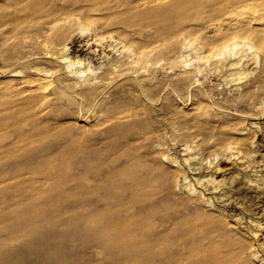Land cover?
Masks as SVG:
<instances>
[{"label":"rangeland","instance_id":"rangeland-1","mask_svg":"<svg viewBox=\"0 0 264 264\" xmlns=\"http://www.w3.org/2000/svg\"><path fill=\"white\" fill-rule=\"evenodd\" d=\"M247 2L264 12V0H199L166 21L151 15V0H0V264L25 247H56L64 264H206L213 250L216 264L234 252L236 264H261L264 234L251 238L246 227L249 215L264 218V189L242 175L226 199L196 179L209 160L221 167L217 179L240 168L225 158L227 143L256 149L264 173V15ZM236 20L247 28L234 30ZM93 30L104 42L113 35L153 49L148 68L124 69L88 91L38 89L35 68L60 67L46 50L66 43L98 73L119 55L98 42L83 48ZM233 34L259 50L257 61L242 60L251 73L239 84L228 81L229 54L219 48ZM185 36L206 46L200 63L182 48ZM43 201L53 215L41 232L16 231L13 220L25 208L43 212ZM108 220L124 228L99 232ZM125 228L139 236L131 249ZM241 238L235 251L228 240Z\"/></svg>","mask_w":264,"mask_h":264},{"label":"bare ground","instance_id":"bare-ground-1","mask_svg":"<svg viewBox=\"0 0 264 264\" xmlns=\"http://www.w3.org/2000/svg\"><path fill=\"white\" fill-rule=\"evenodd\" d=\"M151 1H153L155 4L154 6L151 5L149 7L150 10L148 9L151 12V15L153 14L155 16H161L162 19L167 21L170 18L176 16L178 13L182 12V10H184L187 6H189L191 4L192 5L196 4L199 0H151ZM219 1H221V0H219ZM244 2H246V0H244ZM247 3L252 4L250 2H247ZM107 7L108 6H106L105 8H107ZM252 7H255V6L252 4ZM252 11H253V13H255L254 15H256L260 18H263L264 12L260 10L259 5H257V8L255 7ZM170 21H171V19H170ZM182 23L183 22H181V24ZM247 26L248 25H247L246 20H236L234 23V27H232V28H234V30H235V29L242 28V27L247 28ZM83 29L84 28H81V31ZM91 33H92V31H91ZM93 33H94L93 37L87 38L86 40L84 39L85 41L82 45L83 48H85L87 50L91 49L92 45L95 42H98V43H102L105 48L110 47L108 49H111V50L115 49V50L119 51V55L117 57H115V58L112 57L111 60L110 59L108 60L109 61L108 65H106V68L102 73H98L97 72L98 70L96 71L97 67H96V69L92 68V66L89 64V63H91V61L90 62H88V61L84 62V60H83L84 57L81 58L78 55H75V56L69 55L70 54L68 52L69 47L66 43H63L60 46H58L54 51L49 49V50H46V52H44L45 56L52 57L54 59V61L60 65V67L55 69V70H51L49 68H39V67L35 68L34 72L37 75L35 78H33V80H35L37 82L36 83L37 88L42 90V89H45V88L50 87V86H53V87L54 86L55 87L66 86V88L75 89L77 87L84 86L87 89V90L86 89L85 90L88 91V90L92 89L93 87H95L99 82H102V81L109 79L111 77V75L115 76V75L120 74L122 71H124V69H125V74H127V75L128 74L129 75H131V74L139 75L141 72H144L148 68L149 64L151 63L152 55H153V49H140V48H136V47L134 48L133 47L134 45L133 46H127L124 43V41L120 38V36L115 37L113 35H109V37H107V39H105L106 42H104V38L98 37L95 30H93ZM89 34H90V32H89ZM256 35H258V33H256ZM256 35L254 34L253 37ZM248 39L247 40H245V38L241 39V38H239V36L237 34H233L229 38V40L225 41V43L223 41H222V43L220 42L223 45L221 47L219 46V48H221V50H223L224 53L226 52L229 54L228 57H226L224 60V61L227 60L226 63H224V64H225V68L228 71V73H227V77H229L228 81L235 82V83L239 84L243 78H245L246 76H248L251 73V71H248V69L244 66V63L242 62V60L245 58V56H251V58H254V60L257 61L256 59L258 57V51H259L258 46L255 43L251 42V40L249 41ZM196 40L194 38H190L189 36H185V38L181 42V46L183 49H186L188 51V53L192 54L191 57L194 56V58H193L194 60L196 59L200 63V61L202 59L204 60L203 52H204L206 46L203 47V45H201L202 43H199V40H197L198 42ZM220 43L218 45H220ZM100 46H101V44H100ZM217 48H218V46H217ZM221 50L219 53H220V56H223L222 55L223 52L221 53ZM216 51L217 50L215 49L212 52V55H214L213 53H216V55H217L218 52H216ZM92 52H94L93 49H92ZM205 53H206V50H205ZM116 55H117V53H116ZM182 56H185L184 58H186L187 55L186 54L184 55L182 53ZM205 56H207V54ZM221 59H223V58H221ZM248 59H250V58H247V60ZM205 60H207V58ZM245 60H246V58H245ZM185 63H186V61H185ZM101 68H103V67H101ZM60 69H64V74L62 76H68L67 78L62 79L60 75H57L60 73V72H58ZM199 70H200V68H199ZM13 74L19 75L18 71L14 72ZM257 79H256V81H257ZM64 80H68V81L66 82ZM139 81H142V80H139ZM102 85H104V83H102ZM81 91H83V90H81ZM88 94H89V92H88ZM223 150L225 153L224 154L225 158L226 159H235L237 166H239L240 168L235 169V171L229 176L223 175L221 178L217 179L216 173L221 170L220 169L221 167L219 166V163L217 162V160L216 161H210L209 160L208 166L210 167V171L205 172L204 174L200 175L197 178L195 177L197 179L198 183L208 185L206 190L209 188L215 189V191L219 192V194H217L219 197L222 198L223 196H227L226 199H228L229 193L233 190V188H232L233 183L237 179L240 180L242 175L246 178L245 182L248 185H254L256 187H261L262 189H264V173H262V170L256 168L258 161L254 159V152H256V149H249V150L245 151V149L243 150V148L241 146H237V145H234L231 143H227L223 147ZM186 155H189V154H186ZM190 158H191L190 156H184V158H183V160L185 161L184 163L188 164V161L190 160ZM174 162H177V161H174ZM189 165H190V163H189ZM261 165H263V163ZM240 169L241 170L247 169V170H249L248 171L249 173H246V172L243 173ZM250 171H252L251 174H250ZM186 176L187 175H184L185 179H186ZM191 185H192V183H190V185H189L190 186L189 189H190L191 193H196V191H197L196 194H198V192L202 193L199 190H197V188H195ZM193 185H195V184H193ZM216 189H219V190H216ZM258 201H262V200H258ZM41 206L44 209V211L39 212V213H33L29 208H25L24 210H22L21 213L23 216L19 219H14L12 222V225L17 226V228H15V230L18 231L20 229H28V230L37 231L38 233L41 232V230L43 229L44 221L50 219L49 217L53 215L52 212H50L52 210L51 209L52 206H51V203H49V201H43L41 203ZM246 208L248 209V207H246ZM263 213H264V210H263ZM218 219H219V217H218ZM202 220L203 221L201 222V226L204 227L205 226V219H202ZM221 220H223V219L221 218ZM219 221H220V219H219ZM65 227L67 228L68 226H65ZM115 227H123V226L121 224H116L112 220H108L102 226L98 227L97 230L99 232L107 231L108 233L111 234V229H113ZM64 228H63V230H64ZM57 229L58 228H56V230ZM56 230L55 229L52 230L50 235H55V236L60 235L59 232L57 233L58 230L57 231ZM119 232L121 233V235L125 236V248L131 249L132 247H135L140 243L138 241L139 236L133 235L132 233H129L128 229L125 228V234L122 231V229H120ZM246 232L248 233V235L251 238L257 237V239H258V235H260L261 233L264 234V218H262L260 216L259 217H253V216L249 215V220H248V224L246 227ZM245 240H247V239L241 238L240 240H237L236 244H235V241H233V240H228V241H229V243H232L235 245V248H236L235 251L236 250L239 251V249L243 246ZM109 242L113 243L114 237H110ZM109 242H106V244L108 246H109ZM5 243H6V240L0 241V246H2ZM261 245L264 248V236H263L262 242L260 243V246ZM28 248L25 247V250L22 248L23 250H21L22 251L21 254L18 251L15 252V250H13V249L8 250L2 256L5 260H9V262L11 264H64V262H66L65 261L66 258H63L60 256L58 249L56 247H53V248L51 247V249L45 248V249H39V250L38 249L34 250V249H30V248L28 249ZM258 248H259V246H258ZM258 248H256V249H258ZM253 253H254V251H253ZM254 254H256V253H254ZM260 259H261L260 263L264 264V259L262 257ZM223 260L225 261V264H236L235 252L231 253L230 256L228 255V256L222 257V261ZM217 261H219V260L216 257V252L213 250V251H211L210 255L208 256V258L206 260V264H216Z\"/></svg>","mask_w":264,"mask_h":264}]
</instances>
